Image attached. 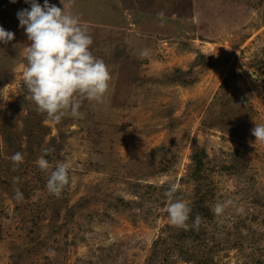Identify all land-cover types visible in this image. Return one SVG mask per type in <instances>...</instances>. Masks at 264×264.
<instances>
[{"label": "rangeland", "instance_id": "1", "mask_svg": "<svg viewBox=\"0 0 264 264\" xmlns=\"http://www.w3.org/2000/svg\"><path fill=\"white\" fill-rule=\"evenodd\" d=\"M25 8L0 0L15 34L0 43V264H264V0H72L111 82L59 124L28 98ZM243 148L248 166L225 170ZM44 149L69 165L59 197ZM171 184L191 208L203 198L200 241L171 224Z\"/></svg>", "mask_w": 264, "mask_h": 264}, {"label": "clouds", "instance_id": "2", "mask_svg": "<svg viewBox=\"0 0 264 264\" xmlns=\"http://www.w3.org/2000/svg\"><path fill=\"white\" fill-rule=\"evenodd\" d=\"M16 3V0H10ZM30 8L17 12L20 28L24 29L30 46L26 47L27 70L24 83L28 98L36 105V111L46 115V122L59 124L66 114L75 119L83 118L80 109L85 100L102 104L111 82V74L103 59L93 55L90 50L93 39L88 29L82 25L78 15L68 8L72 0L63 9L44 0H24ZM161 21L164 13L158 14ZM14 33L0 27V43L7 45L14 39ZM146 54V53H145ZM255 143H264V124H255L252 129ZM53 149H44L36 163L47 176L46 188L49 194L59 197L69 184V165L58 162L54 168L45 156ZM13 171L23 163L22 153L16 152L10 157ZM51 169V171H50ZM19 177H14L18 182ZM177 186L171 184L165 193L168 204L166 212L171 224L177 228L189 227L199 230L203 218L196 215L188 224L191 207L176 196ZM15 198L24 199L17 188ZM217 216L223 213V205L215 206Z\"/></svg>", "mask_w": 264, "mask_h": 264}, {"label": "trees", "instance_id": "3", "mask_svg": "<svg viewBox=\"0 0 264 264\" xmlns=\"http://www.w3.org/2000/svg\"><path fill=\"white\" fill-rule=\"evenodd\" d=\"M198 57H202V56H198ZM197 62L200 61V58L196 59ZM233 163L225 168V170L227 171H234V172H238L240 170L245 169L248 166V157L246 155V151L243 149L239 150L237 149L234 153H233ZM200 163V161H198ZM192 212L190 214V219L188 221V224L191 225L192 222L194 221L196 215H200L203 220H210L211 216L209 211L204 207V201L203 198H201L192 208ZM191 238L193 240H199L200 241V235H199V231L191 228V234H190Z\"/></svg>", "mask_w": 264, "mask_h": 264}]
</instances>
